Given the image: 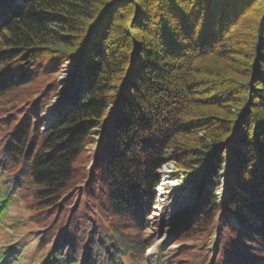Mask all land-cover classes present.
Here are the masks:
<instances>
[{
    "label": "trees",
    "instance_id": "16d2710c",
    "mask_svg": "<svg viewBox=\"0 0 264 264\" xmlns=\"http://www.w3.org/2000/svg\"><path fill=\"white\" fill-rule=\"evenodd\" d=\"M168 161L193 188L154 258ZM16 200L38 264H264V0H0V226Z\"/></svg>",
    "mask_w": 264,
    "mask_h": 264
},
{
    "label": "rangeland",
    "instance_id": "374dc122",
    "mask_svg": "<svg viewBox=\"0 0 264 264\" xmlns=\"http://www.w3.org/2000/svg\"><path fill=\"white\" fill-rule=\"evenodd\" d=\"M75 72L67 67L61 72L60 78L64 81L60 82V90H64L63 86L71 81H74ZM74 93V90L71 91ZM79 96V95H78ZM68 108V105L64 103V99L60 96L53 99V105L46 109L45 124L53 123L58 116L57 109ZM97 139L99 136L96 137ZM93 148V146L91 147ZM174 163L168 161L161 169H159L160 184L156 189L157 203L153 209L152 217L149 220L148 226L151 232L156 235L155 243L147 249L146 254L156 258L158 255L157 249L164 248V243H170V246L164 248L165 250H177L182 244H177L176 238L178 236L179 226L175 230V219L178 217L185 206L187 196L191 193L193 185L183 184L182 179L172 180ZM211 189H216L214 185H210ZM221 190L216 189V193L220 194ZM170 195H174L181 199L180 205L177 202L170 201ZM8 208L6 217L3 220V225L0 226V251L5 250L9 245L16 244L20 241V245H15L16 248H24V254L26 259L22 260L20 264H38V241L35 237L37 228L30 224L28 213L24 210V206L20 203V200H16ZM20 246V247H19ZM151 250V251H150ZM20 256V253H16L9 258L10 262H14Z\"/></svg>",
    "mask_w": 264,
    "mask_h": 264
},
{
    "label": "water",
    "instance_id": "95a60500",
    "mask_svg": "<svg viewBox=\"0 0 264 264\" xmlns=\"http://www.w3.org/2000/svg\"><path fill=\"white\" fill-rule=\"evenodd\" d=\"M62 81H64V79L63 78H59V82H62ZM174 219H175V223H176V225H175V230H177V227H178V222H177V216L176 217H174ZM163 244L165 245L164 246V248H167V247H169L170 246V244H171V242L170 243H164L163 242Z\"/></svg>",
    "mask_w": 264,
    "mask_h": 264
},
{
    "label": "bare ground",
    "instance_id": "6f19581e",
    "mask_svg": "<svg viewBox=\"0 0 264 264\" xmlns=\"http://www.w3.org/2000/svg\"><path fill=\"white\" fill-rule=\"evenodd\" d=\"M151 251V250H150Z\"/></svg>",
    "mask_w": 264,
    "mask_h": 264
}]
</instances>
